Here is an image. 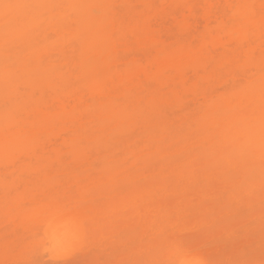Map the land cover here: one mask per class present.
Masks as SVG:
<instances>
[{
	"label": "snow or ice",
	"instance_id": "obj_1",
	"mask_svg": "<svg viewBox=\"0 0 264 264\" xmlns=\"http://www.w3.org/2000/svg\"><path fill=\"white\" fill-rule=\"evenodd\" d=\"M126 9H135L136 14L129 17ZM206 13L214 17L213 34L218 30L239 42L241 54L224 66L231 70V78L217 91L231 97L227 139L246 161L249 198L255 195L257 160L259 167L258 250L251 205L236 214L238 225L230 218L210 220L202 215L191 229L210 227L220 232L223 259L203 255L183 231H176V208H170L163 220L153 218L150 230L137 225L135 239L127 226L130 213L153 211L157 194L176 183L174 172L191 170L196 175L199 137L214 130L205 127L209 120L224 115L210 116L202 105L180 103L183 118L177 128L169 112L178 103L175 97L184 99L178 83L181 75H188L191 65L212 66L201 46L208 38L201 27ZM0 20V159L6 168L17 167L27 151L33 169L28 184L5 178L0 264H264V0L259 5L0 0ZM51 24L56 32L45 31ZM58 33H63L58 47L67 65L57 67L53 56L37 57L32 39L42 34L44 41H56ZM45 66L61 74L71 72L70 79L58 83L84 97L94 93L103 105L95 132L67 133L72 150L62 147L58 158L26 123L37 95L32 87L35 69ZM145 74L150 79L145 80ZM129 140L132 155L105 147ZM177 143L184 147L178 149ZM162 145H167L164 156L159 155ZM229 174L231 170L224 173ZM129 192L136 197L129 198ZM223 197L228 200L230 193ZM154 248L158 258H148ZM101 252L113 258L77 259Z\"/></svg>",
	"mask_w": 264,
	"mask_h": 264
},
{
	"label": "bare ground",
	"instance_id": "obj_2",
	"mask_svg": "<svg viewBox=\"0 0 264 264\" xmlns=\"http://www.w3.org/2000/svg\"><path fill=\"white\" fill-rule=\"evenodd\" d=\"M5 2H9V0H5ZM11 2H109L124 5H212L246 3L259 5L260 0H11ZM125 12L129 15V17L136 14L135 9H126ZM212 19H214V17L211 16L210 13H206L205 15L201 16V20L203 21L201 27L204 31L208 32V38L201 42V46L204 50L207 61L210 62L212 66L205 67L204 65H191L188 75H181L178 83L184 99L181 101L179 96L175 97V100L178 103L175 108H170L169 112L172 113L171 119L175 121V127L177 128L181 126L183 118V113L179 112L180 103L191 104L193 108H197L202 105L206 113H208L210 116L216 113H224V115H220L215 120H209L206 123L205 127L212 126L214 130L211 133L205 131L199 137V141L202 146L201 160L200 163L196 166V175L193 176L191 170L174 172L173 174L176 176V183L170 188L162 189L157 194L154 202L151 205L153 211L148 215H138L136 213H130L129 215L131 216V219L127 221V226L129 229L131 227L133 228L134 225H140L141 227L143 226L146 230H150L153 218L158 217L160 220H163L164 216L167 215L170 208H176L178 209L176 227H179L181 231L184 232L185 238L193 240L194 246L200 247L202 249L203 255L210 256L216 259H223V257H226L223 255L221 256L220 252L214 251L219 250L221 247H223V244L221 242V233L210 227H204L197 232L191 231L193 225L196 224L197 219L202 215H206L210 220L214 219V217L218 218L220 217V215H224L222 217H234V221H231H233V225H236L239 222V220H237L236 218V214L243 213V211L249 209V204H251V208H255V210H253L252 208V212L254 211L253 215L256 216L255 219L257 218V216L260 217V210L258 213V208L256 207V205L258 204L256 202H258L259 200L255 201L256 199H258L256 191V195L251 197V200L249 199V207H246L247 203H245L248 202L249 197L247 198V195L245 196V194L244 196H241L239 193L241 191L243 193H245L246 191L247 193V186L245 183L247 178V164L245 159L233 150L227 139L228 117L226 113L227 110L231 107V97L228 94L217 91L218 89L223 88L225 83L231 78V70L224 66L232 64V62L241 54L238 46L239 42L232 37H224L222 34H219L218 30H215L216 34H213L214 26L210 23V20ZM2 23L3 21L0 20V25H2ZM45 31L56 32L57 28L55 24L46 25ZM62 37L63 33H58V39L56 41H44L42 34L34 36L32 39V43L34 45V51L37 57L41 55L53 56V63L57 67L59 65H67V60L63 57L62 50L58 47V44ZM193 39H197V37H193ZM259 44L260 42L259 40H257V67L256 69H254L257 72V79ZM155 59L156 57H153V60ZM71 77V72H65L61 74L60 72H53L49 70L47 66H45V68L37 67L35 69V77L32 81V87L37 92V95L32 102V118L26 121V123L31 130L32 135L37 139L42 138L44 141H46L48 144V152L53 157L57 158L62 154L60 152V149L62 147L65 148L66 151L72 150L69 148L71 136H66L67 133L95 132L97 121L102 116V113L101 111H99V109H101L103 105L100 101L99 96L94 93H89L87 97H84L81 94L76 93L75 89L67 87L65 83H58V81L61 80L67 81ZM117 78H119V74H117ZM144 79H150L149 75L145 74ZM186 81L189 82L186 83ZM123 91L124 90H122L121 94L123 93ZM134 99L135 96L130 95V100ZM0 103H2V101H0ZM50 106H55L56 110L53 112L47 111V108ZM2 129L3 119L2 116H0V138H2L3 134ZM178 140L179 138L177 137V141ZM173 142L174 141L172 140V138H169V143ZM132 144V140L126 142L115 141L111 142L105 147L109 148L111 151H120L124 152L127 155H132L134 151V149L131 147ZM176 146L178 149L184 147V145L181 143H177ZM166 148L167 145L161 146V150L159 151L160 156L166 155ZM93 150L98 153L101 152V149L95 148L94 146ZM24 154L26 157L25 160H23L17 167L6 168L4 161L0 159V246H2L3 244V227L5 223V178L8 177L10 180H14L18 184H28L29 181L27 177L29 173L33 171L31 166V157L28 155L27 151H25ZM93 159H95V157H93ZM257 164L258 162L256 163V165ZM256 167V174H259V167ZM229 170H231V174L224 175V173ZM169 171L172 172L171 169H169ZM53 175H56V172H54ZM258 176L259 175H257L256 177L258 178ZM256 182L258 183L257 179ZM239 184L241 185V187H237V190L236 186H240ZM207 190H209V195H207L205 192ZM223 190L230 193V199H232V202L231 200L229 202L228 200H225L223 198V194L225 193ZM236 190L238 191V195H240L245 202H243L241 197L239 200L238 195H236ZM136 195L137 193L135 192L127 193V196L129 198H135ZM234 196H236L238 199L234 198ZM233 200H235L236 202L239 201L240 203H236ZM252 200L255 202H253ZM192 201L193 204H191ZM201 202H206V204L203 203L204 206H199L198 203L202 204ZM234 204L235 206L237 205V208L234 207ZM243 204L245 205L244 207ZM216 213H218L217 215H220L217 217ZM258 223L259 218H257L256 220V224ZM256 224L255 227L259 228H257V231L255 230V232H257L256 234L260 235L258 233L260 229V223L258 224V226H256ZM132 235L133 234H131V236ZM258 235H256V237ZM132 238L135 239L134 235L132 236ZM257 238L260 239V236ZM257 238H255V242L259 243V239ZM218 241L219 243L217 244V246L216 243ZM211 249L212 251H210ZM155 250V248L152 250L148 258H158V253ZM102 253H104L103 257L101 256ZM102 253L96 254L95 257L81 256L77 257V259H103L106 257V255L107 257L109 255V253L107 254V252ZM109 256L111 257V255Z\"/></svg>",
	"mask_w": 264,
	"mask_h": 264
},
{
	"label": "rangeland",
	"instance_id": "obj_3",
	"mask_svg": "<svg viewBox=\"0 0 264 264\" xmlns=\"http://www.w3.org/2000/svg\"><path fill=\"white\" fill-rule=\"evenodd\" d=\"M257 70H258V69H257ZM255 71H256V70H255ZM257 162H258V161H257ZM257 162H256V163H257ZM256 166H258V164H257ZM256 169H257V167H256ZM257 175H259V174H256V176H257ZM256 179H257L258 183L256 182L257 184H256V189H255V191H256V193H257V197H258V199H256L255 201H258V200H259L258 202H256V203L258 204V205H256V207L258 208V213H259V210H260L259 176H258V178L256 177ZM238 183H239V182H238ZM239 185H240V184H239ZM237 187L239 188V187H241V185H240V186H236V189H237ZM243 188H245V187H243ZM227 190H228V189H227ZM227 190H226V191H227ZM233 190H234V189H233ZM237 190H238V189H237ZM237 190H236V193L238 192ZM243 190H244V189H243ZM245 190H246V189H245ZM223 191H224V190H223ZM239 191H240V189H239ZM205 192H206L207 195H209V194H208V193H209V190H207V191H205ZM224 192H225V191H224ZM232 192H233V191H232ZM234 193H235V192H234ZM239 193H240L241 196H242V195L244 196V194H245V196L247 195L246 191H245V193H243L242 191L239 192ZM241 193H242V194H241ZM236 195H238V193H237ZM240 195H238L239 200H240V197H241ZM255 195H256V194H255ZM207 197H208V196H207ZM255 197H256V196H255ZM257 197H256V198H257ZM223 198H224V197H223ZM230 198H231V196H230ZM230 198L228 199V201L230 202V200H231V202H232V199H230ZM232 198H233V197H232ZM234 198H237V197L234 196ZM234 198H233V199H234ZM247 198H248V195H247ZM237 199H238V198H237ZM237 199H236V200H237ZM241 199H242V197H241ZM244 199H245V197H244ZM249 199H250V198H248V202H245V201L242 199L243 202L247 203V206H246V207H249V206H248V204L250 203V202H249ZM254 199H255V198H254ZM206 200H210V199H206ZM242 200H241V201H242ZM250 200H251V199H250ZM233 201H235V200H233ZM252 201H253V200H252ZM255 201H253V202H255ZM189 202H190V201H189ZM189 202H188V203H189ZM209 202H210V201H209ZM209 202H208V203H209ZM224 202H225V201H224ZM235 202H236V201H235ZM238 202H239V201H238ZM238 202H236V203H238ZM201 203H202V202H201ZM203 203L206 204V202H203ZM203 203H202V204L198 203V205H199V206H201V205L204 206ZM222 203H223V202H222ZM239 203H240V202H239ZM251 203H252V202H251ZM191 204H193V201L191 202ZM194 205H195V204H194ZM229 205H230V204H229ZM249 205H251V204H249ZM236 206H237V205H236ZM236 206H235V204H234V207H236ZM244 206H245V205L243 204V207H244ZM252 206H254V205H252ZM229 207H232V206H229ZM243 207H242V208H243ZM236 208H237V207H236ZM252 208H253V207H252ZM252 208H251V211H252ZM257 208H256V209H257ZM233 209H235V208H233ZM240 209H241V208H240ZM246 209H247V208H246ZM237 210H238V209H237ZM253 210H255V208H253ZM256 211H257V210H256ZM256 211H255V212H256ZM238 212H239V211H238ZM243 212H244V211H243ZM253 212H254V211H253ZM253 212H252V213H253ZM258 213H257V214H258ZM217 214H218V213H216V215H217ZM216 215H215V216H216ZM219 215H220V214H219ZM219 215H217V217H218ZM258 215H259V214H258ZM222 216H224V215H222ZM222 216L220 215V217H222ZM236 216H237V215H236ZM236 216H235V217H236ZM259 216H260V215H259ZM225 217H226V216H225ZM229 217H230V216H229ZM229 217H226V218H229ZM254 217H256V216H254ZM214 218H216V217H214ZM236 218H237V220H239V219H238V218H239L238 216H237ZM257 218H259V217L257 216ZM257 218H256L255 220H257ZM230 219L234 221V217H233V218H230ZM235 220H236V219H235ZM237 220H236V221H237ZM233 221H232V223H233ZM233 224H234V223H233ZM235 224H236V222H235ZM258 224H259V223H258ZM258 224H256V226H258ZM236 225H238V224H236ZM259 226H260V225H259ZM131 228H132V227H131ZM131 228H129L128 230H129L130 234H133L134 237H135L136 234H135L134 229L136 228V226L134 225V227H133L132 229H131ZM142 228L145 229L143 226H142ZM178 228H179V227H176V231H181V229H180V228L178 229ZM257 228H259V227H257ZM257 228L255 227V230H256ZM145 230H146V229H145ZM146 231H147V230H146ZM256 231H257V230H256ZM256 233H257V232H256ZM258 233L260 234V232H258ZM133 235H132V236H133ZM256 235H258V234H256ZM256 235H255V238H257V237L260 236V235H258V236L256 237ZM257 239H259V238H257ZM256 241H257V240H256ZM221 242H222V241H221ZM218 243H219V241L216 243V245H217ZM211 244H212V243H211ZM211 244H210V245H211ZM213 244H214V243H213ZM222 244H223V243H222ZM214 245H215V244H214ZM214 245H213V246H214ZM213 246H212V247H213ZM217 246H218V245H217ZM256 246H259V243H256ZM209 247H211V246H209ZM209 247H208V248H209ZM215 248H216V247H215ZM257 248H259V247H257ZM209 249H210V248H209ZM218 249H219V248H218ZM220 249H222V247H221ZM220 249H219V250H214V249H213V250H214L215 252H216V251L220 252ZM155 251H156V250H155ZM210 251H212V249H211ZM101 253H102V252H101ZM103 254H104V253L101 254L102 257L104 256ZM105 254H106V253H105ZM107 254H108V253H107ZM220 255H221V254H220ZM221 256H222V255H221ZM108 257H110V256L108 255ZM108 257H107V255H106V257L103 258V259H111V258H113L112 256H111L110 258H108ZM223 258H224V257H223ZM45 259H54V257H45Z\"/></svg>",
	"mask_w": 264,
	"mask_h": 264
}]
</instances>
